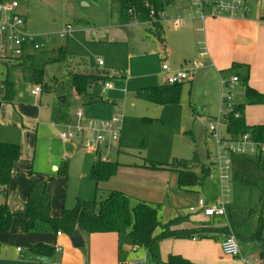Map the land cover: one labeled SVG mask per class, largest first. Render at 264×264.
<instances>
[{"label":"rangeland","instance_id":"obj_1","mask_svg":"<svg viewBox=\"0 0 264 264\" xmlns=\"http://www.w3.org/2000/svg\"><path fill=\"white\" fill-rule=\"evenodd\" d=\"M19 2L26 18L27 33L34 36L39 45L53 49L55 54L52 56H55L56 52L61 53L58 54L61 60L45 66L44 83L48 90L40 95L45 106L44 122L39 125L37 132L32 135V131H27L25 139L20 129L9 130L3 127L2 136L20 144L28 141L30 151L28 146L27 153H33L34 148L36 149L34 169L54 177L49 183L52 191L55 188L54 205L62 208V204H65L66 208L72 209L76 206L77 198L90 200L96 195V186L90 176V162L96 149L85 147L80 138L69 140L66 145L59 137V132L77 122V112L82 108L88 120L106 121L117 113L123 116L121 138L110 152L101 147L102 158L126 163L145 160L169 163L175 158L192 159L194 151L197 150L204 163L213 162L210 176L202 187L195 190L181 189L176 177L170 180L169 196L165 197L160 206L162 220H170L177 212L193 220H200L202 215L197 210L199 199L207 198L209 200L207 202L213 204L221 195L218 143L209 130L210 121H214L213 118L216 120V117L222 118L230 111L232 104L243 103L246 107L253 106L251 108L254 110H251V116L247 121L254 125V122L264 120V105L247 103L243 82H240L238 87H226L223 93H220V97L214 94H211L212 97L210 94L206 95L205 91L196 90L187 82L182 85L178 103L165 105L151 103L138 97L136 91L160 84L161 69L166 62L161 59L165 43L156 39L147 30L149 26L145 23L122 25L120 0H19ZM69 27L73 30L72 34L62 37L61 33ZM49 52L52 53L50 50ZM99 59L103 61L101 66L98 63ZM3 62L13 63L15 59L0 55V96L5 75ZM99 72L106 74L105 82L109 83L111 88L104 90L103 84L93 85L91 92L101 98L93 103L83 97L79 98L73 87V75ZM16 75L17 72L14 77ZM22 84L24 103L33 105L36 100H33L30 88L26 87L22 78L17 80L18 86ZM229 93L230 105L226 102L221 103L222 94L224 97ZM62 97L65 98V103L62 102ZM35 111L37 110L34 107L30 109V113ZM220 126L218 132L224 128ZM187 131H191L193 137L185 134ZM87 136H90V133H87ZM49 158L55 162L58 170L50 167ZM26 182V175L16 174L14 183L17 187ZM64 188L66 193L63 201L61 196ZM106 195L101 189L100 199ZM3 199L5 197L0 195V202ZM211 220L214 228L220 229L225 225L223 218ZM21 230L22 216L17 214L14 216L10 231L0 232V264L4 262L5 257L18 256V247L25 252L23 257L26 261L44 260L30 252V248L24 242L26 235ZM198 239H209L214 242L217 238ZM121 241L119 264H142L140 262L144 258L147 259L146 264H161L153 260L144 248L139 247L137 252L133 251L129 239L121 237ZM241 249L243 253L246 251L242 247ZM210 250L214 254L212 246ZM246 253L258 255L256 251ZM161 260H164L162 253Z\"/></svg>","mask_w":264,"mask_h":264},{"label":"trees","instance_id":"obj_2","mask_svg":"<svg viewBox=\"0 0 264 264\" xmlns=\"http://www.w3.org/2000/svg\"><path fill=\"white\" fill-rule=\"evenodd\" d=\"M178 0H120V22L128 25L132 22L147 23L152 20L151 11L155 12L156 21L149 30L157 38H161L163 25L159 22V15ZM52 51V50H51ZM54 51L34 52L15 59L13 63H5L6 76L4 79V96L0 100V110L4 102H12L16 97L17 71L35 86L44 83L45 66L51 62L61 60V56ZM55 54V53H54ZM106 75L81 74L73 75V87L76 93L86 101L93 103L101 98L93 95L90 87L102 83ZM183 84H162L142 88L136 95L151 103L165 105L180 101ZM249 105H264V93L258 92L249 85L245 90ZM245 104H236L229 113L224 115L226 124V139L237 140L246 134L253 139L264 142V124L249 126L246 122ZM185 134L192 136L191 131ZM193 137V136H192ZM97 158L91 168V178L96 184L95 198L91 200L79 199L72 209H64L60 217L51 215V194L48 181L32 179L29 187L28 200L22 212H12L5 202L0 205V232L11 229L15 215L26 218L23 225L24 232L66 233L76 232L107 233L114 232L120 237H127L133 248H144L150 257L161 264H196L182 255H170L166 261L161 260L160 244L166 239L183 238H216L217 234H235L241 247L249 252H258L264 264V156L234 155L232 156L233 202L227 208L229 225L214 228L211 223H204L194 227H182L188 216L178 215L168 221L160 216V204L139 201L133 204L131 197L120 190H108L105 198L100 199L99 185L109 181L119 170L120 163L104 161L96 153ZM21 149L18 144L0 141V194L8 198V187L15 171L14 165L20 159ZM213 162L204 163L198 151H194L192 159H173L169 163L145 160L143 167L150 169H167L178 173V183L183 190L202 187L210 176ZM31 176L34 175L30 171ZM67 177V176H66ZM35 254L51 256L55 248L37 244L30 247Z\"/></svg>","mask_w":264,"mask_h":264},{"label":"crops","instance_id":"obj_3","mask_svg":"<svg viewBox=\"0 0 264 264\" xmlns=\"http://www.w3.org/2000/svg\"><path fill=\"white\" fill-rule=\"evenodd\" d=\"M19 1V0H18ZM247 3L251 9L250 19L240 20V19H230V18H217L208 19L205 23V30L203 32H198L203 24L199 18L194 14L195 10L192 5L188 2L175 1L170 7L167 8V12L171 15H177L179 13H192L193 18L190 19L186 26L176 27L169 23H163V31L161 33V38H157L152 32L151 34L164 44V54L161 59H164L169 63L170 66L174 68H181L185 66H190L194 61L199 60L198 43L200 40H205L207 44V49L209 52V58H204L206 66L199 68L195 71L193 77L188 81L193 88L201 89L205 91L206 95L214 94L220 97V93L225 90L226 86L231 77L238 76L239 82L235 84L238 87L240 82L244 83V87L249 85L258 92L264 93V0H247ZM21 13L22 10L20 9ZM25 16V15H24ZM133 23L140 22H132ZM152 27L149 26L147 30ZM167 30V31H166ZM72 34V33H71ZM53 51L51 48H46L42 51ZM38 51V52H42ZM34 53L29 52L27 54ZM26 54V55H27ZM168 61V62H167ZM4 63V62H3ZM5 65V63H4ZM101 66V65H100ZM15 77L16 79V97L12 102H4L0 110V141L6 143L18 144L21 149L20 159L15 162L11 183L8 187V198L3 199L0 205L7 203L9 209L12 212L20 213L24 210L25 205L28 200L29 187L32 179H43L48 181V190L51 194V215L58 218L62 215L63 210L66 208L65 204H62V208H58L54 205V192L51 190L49 183L54 180V177H49L41 171L34 169L33 164L35 162V148L34 152L27 153V148L30 143L28 141L25 144H20L18 142H11L9 138H5L2 133L3 127H7L9 130L11 128L20 129L26 139L25 133L32 131V135L37 132L40 124L44 122L43 109L44 103L43 98L40 97L46 90L41 87L42 91L39 94H33L32 90L35 88L27 79L23 78L21 73H18ZM101 73V72H99ZM84 74V73H81ZM94 74V73H93ZM89 74V75H93ZM98 74V73H97ZM106 75L105 73H101ZM6 76V66L5 75ZM120 77V75H117ZM20 78L26 83V87L30 88V94L33 96V100L36 102L33 105L24 103V94L21 91L23 84L17 85V80ZM106 81V80H105ZM99 83V85H105L106 82ZM159 85L167 84L166 76L161 69V78L159 79ZM187 83V82H186ZM4 80L1 84V96L0 100L4 96ZM158 86V85H157ZM153 87V86H151ZM111 88V87H110ZM148 88V87H147ZM105 89V87H104ZM109 89V88H108ZM75 90V89H74ZM92 86L90 87V91ZM107 90V89H105ZM76 92V91H75ZM92 93V92H91ZM93 94V93H92ZM94 95V94H93ZM64 98V97H62ZM61 98V99H62ZM79 98H81L79 96ZM220 99L221 103H224L223 94ZM65 103V98L64 101ZM242 104V103H239ZM236 104H233V106ZM34 107L37 111L35 113H30V109ZM253 106L246 107L245 116L246 122L249 126H255L258 124H264L263 121L254 122L249 124L247 118L251 116V108ZM263 107V106H261ZM264 108V107H263ZM264 110V109H263ZM84 111V110H83ZM229 113V111L227 112ZM85 115V114H84ZM225 115V114H224ZM224 115L222 116L223 130L219 131L221 137H227L226 124L224 123ZM215 117V116H213ZM86 118V117H85ZM219 117H216V119ZM215 120V118H213ZM213 121V120H212ZM210 121V123L212 122ZM209 123V124H210ZM122 134V133H121ZM38 137V133H37ZM121 138V137H120ZM83 142V139L80 138ZM120 140V139H119ZM67 141L65 144L67 145ZM114 144L110 147H105L108 152L112 150ZM35 147V143H34ZM101 149L97 150L99 152V157L102 158ZM97 151H95L94 158L90 162V176L91 168L96 161ZM209 156V155H208ZM207 158V157H206ZM209 158V157H208ZM67 161L66 159H64ZM105 161V160H104ZM108 161H110L108 159ZM50 167L55 170L59 168L53 162L51 158L48 159ZM120 163L119 170L115 176H113L109 181L101 183L99 185L100 189L104 191L108 190H120L128 194L133 202L146 201L149 203L163 204L165 197H168V191L171 186L169 181L173 180L174 177L178 178V173L170 172L172 170L167 169H150L143 167V162L136 163ZM66 163V162H65ZM216 165V161H215ZM30 171L34 172V175L29 174ZM16 174L26 175V183L17 187L14 183V178ZM176 174V175H175ZM68 178V177H67ZM67 180V179H66ZM67 182V181H66ZM94 182V181H93ZM96 186V184H95ZM53 187V186H52ZM198 188V187H197ZM62 194V200L65 199L66 188H64ZM193 188L192 190H195ZM2 195V194H0ZM203 198V197H201ZM234 198V195H233ZM232 198V200H233ZM87 200L83 198H77ZM89 200V199H88ZM91 200V199H90ZM76 201V204H77ZM206 201H209L206 198ZM233 202V201H232ZM71 209V208H66ZM200 213V212H199ZM201 214V213H200ZM180 215L178 212L173 218ZM202 215V214H201ZM22 216V215H19ZM182 216V215H181ZM189 217V216H188ZM171 218V219H173ZM201 219L205 218L203 215ZM212 218H222V217H212ZM212 218H207L203 220H193L189 217L186 223L182 224V227H194L204 223H211ZM209 219V220H208ZM224 219V218H223ZM225 225L226 224V219ZM163 221H168L167 219ZM26 222V218L22 216V233L26 235V240L28 247L33 245L45 244L55 248L54 254L51 256L36 254L42 257L44 260L40 261H26L23 257V249L17 248L18 256L5 257L2 264H119L121 260V237L114 232L107 233H92L87 234L85 232H79V246L75 245L73 238L66 233H46V232H24L23 225ZM13 224V223H12ZM12 227V226H11ZM10 231V230H9ZM8 231V232H9ZM3 233V232H1ZM7 233V232H4ZM127 238V237H125ZM216 240L214 242L209 241V239L199 240L198 238H183V239H166L160 244V252L163 256V261H166L170 255H182L183 257L191 260L196 264H244L241 260L234 259L230 256L225 255L221 249V241L223 239V234H217ZM129 239V238H127ZM210 246L213 247L214 254L210 250ZM20 249V250H19ZM60 249L61 251H57ZM31 253H33L30 250ZM137 252V251H136ZM1 253V249H0ZM246 255H249L244 251ZM22 254V255H20ZM35 254V253H33ZM22 256V258H21ZM167 257V258H165ZM146 259V258H144ZM143 259V260H144ZM142 260V261H143ZM141 261V262H142ZM147 263V259H146Z\"/></svg>","mask_w":264,"mask_h":264},{"label":"built area","instance_id":"obj_4","mask_svg":"<svg viewBox=\"0 0 264 264\" xmlns=\"http://www.w3.org/2000/svg\"><path fill=\"white\" fill-rule=\"evenodd\" d=\"M178 1L188 2L194 8V14L203 24V26L198 29V32H203L205 30L204 23L208 19L224 17L247 20L250 19L251 16V9L247 0ZM20 9L21 4L18 0H0V55L4 58L17 59L29 52H38L46 49L44 45H39L37 43L34 36L27 33L26 18L24 14L21 13ZM194 14L179 13L177 15H171L165 10L160 13L159 22L162 25L163 23H169L176 27H183L193 18ZM151 18V21L145 23L148 26H152L153 22L156 21L154 11H151ZM72 31V28L69 27L61 33V36L67 37ZM198 52L199 60L194 61L190 66L174 68L164 63L162 71L166 76V83L169 85L186 83L193 77L197 69L206 66L204 58H209V52L205 40L199 41ZM98 63L99 65H103L101 59L98 60ZM239 80L238 76H233L225 86L227 88H232ZM104 87L108 89L110 88V84L106 82ZM41 91L42 89L40 86H35L32 93L36 95ZM223 99L224 102L230 105L231 93L226 94ZM232 108L233 104L230 106V111ZM122 121L123 116L119 113L106 121L88 120L85 118L83 109L80 108L77 112V122L59 132V137L64 141L82 138L85 147H94L97 151L103 146L110 147L112 144L119 141L122 132ZM221 124H223L221 118H217L209 124V130L218 143L221 195L213 204H209L206 199L200 198L197 204V210L205 218L222 217L226 219V224L228 226L227 208L233 201L232 156H264V142L253 139L250 134H246L237 140L225 139L221 137L218 132V127ZM87 133H90V136H87ZM104 160L108 161L107 158H104ZM58 234H61V232ZM221 249L225 255L241 260L244 264H263L259 255H246L243 253L237 237L230 230L227 233H223ZM57 251L60 252L61 250L57 249ZM133 251L136 252V248H133ZM140 263L146 264V259Z\"/></svg>","mask_w":264,"mask_h":264},{"label":"water","instance_id":"obj_5","mask_svg":"<svg viewBox=\"0 0 264 264\" xmlns=\"http://www.w3.org/2000/svg\"><path fill=\"white\" fill-rule=\"evenodd\" d=\"M62 101H64V98L61 99ZM71 237L73 238V241L75 242V245L77 244V246H79V239H77L79 237V232L74 233L73 235H71Z\"/></svg>","mask_w":264,"mask_h":264}]
</instances>
